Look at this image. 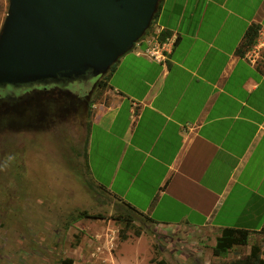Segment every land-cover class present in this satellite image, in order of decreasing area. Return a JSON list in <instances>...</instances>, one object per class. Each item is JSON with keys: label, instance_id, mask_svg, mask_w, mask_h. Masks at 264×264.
Masks as SVG:
<instances>
[{"label": "crops", "instance_id": "obj_1", "mask_svg": "<svg viewBox=\"0 0 264 264\" xmlns=\"http://www.w3.org/2000/svg\"><path fill=\"white\" fill-rule=\"evenodd\" d=\"M154 46L165 59L146 55ZM262 49L264 0H161L106 73L89 133L93 181L159 227L207 230L211 253L225 228L262 232Z\"/></svg>", "mask_w": 264, "mask_h": 264}, {"label": "rangeland", "instance_id": "obj_2", "mask_svg": "<svg viewBox=\"0 0 264 264\" xmlns=\"http://www.w3.org/2000/svg\"><path fill=\"white\" fill-rule=\"evenodd\" d=\"M8 4L0 0V31ZM105 77L70 95L0 99V264H229L253 246L264 258V230L218 256L208 251L207 230L159 227L93 181L83 144L105 100ZM73 94H87L88 104ZM84 210L105 218L76 219Z\"/></svg>", "mask_w": 264, "mask_h": 264}, {"label": "water", "instance_id": "obj_3", "mask_svg": "<svg viewBox=\"0 0 264 264\" xmlns=\"http://www.w3.org/2000/svg\"><path fill=\"white\" fill-rule=\"evenodd\" d=\"M161 0H8L0 86L106 74L146 34Z\"/></svg>", "mask_w": 264, "mask_h": 264}, {"label": "trees", "instance_id": "obj_4", "mask_svg": "<svg viewBox=\"0 0 264 264\" xmlns=\"http://www.w3.org/2000/svg\"><path fill=\"white\" fill-rule=\"evenodd\" d=\"M156 15H157V12L155 16ZM257 34H258V27L252 26L250 28V32L248 33L247 42L249 44L253 43ZM87 74H90V71H88ZM101 86L107 87V74ZM9 100H12V99H9ZM89 133H90V129H89L88 135L83 144V155L85 157V165L87 168H88V161H87L88 152L87 151H88V145H89ZM125 205L131 210L136 211L135 209H133L126 203ZM83 217L105 218V216L101 213L90 214L89 212L84 210L76 217V219L83 218ZM128 227H129V220L126 222V229H122L119 231V237L121 239H126ZM249 235H250V232L246 229L232 228V227L225 228L223 229L221 235L217 237V243H216V246L213 248V253L215 255L220 256V255L225 254L228 250H230L233 247V245H236V244L245 245L248 242ZM152 261H155V260L152 259ZM63 264H73V260L71 258H67L63 260ZM156 264H165V263L164 261H159ZM229 264H264V258L261 256L259 252V248L257 246H253L251 248L250 254L246 256L245 259L235 260V261L230 262Z\"/></svg>", "mask_w": 264, "mask_h": 264}, {"label": "flooded vegetation", "instance_id": "obj_5", "mask_svg": "<svg viewBox=\"0 0 264 264\" xmlns=\"http://www.w3.org/2000/svg\"><path fill=\"white\" fill-rule=\"evenodd\" d=\"M260 57H264V49L260 50L258 52ZM98 77H93L90 74H83L78 77H59L58 79H51L47 80L46 82H33L28 84H19V85H6V86H0V99L9 100L12 99L14 101H17L18 99H21L22 96H27L25 99L29 98L27 94L30 91H33L34 94H46L47 96H51L55 94L56 92L59 93H66L67 95L72 94V90H76V86L81 85L83 83H88L93 80H96ZM74 96V94L72 95ZM75 98L80 99L82 102L88 104V95H76Z\"/></svg>", "mask_w": 264, "mask_h": 264}, {"label": "built area", "instance_id": "obj_6", "mask_svg": "<svg viewBox=\"0 0 264 264\" xmlns=\"http://www.w3.org/2000/svg\"><path fill=\"white\" fill-rule=\"evenodd\" d=\"M166 51L167 49L163 47L154 46L146 50V55L149 56L150 58L160 60L166 58V53H165Z\"/></svg>", "mask_w": 264, "mask_h": 264}]
</instances>
